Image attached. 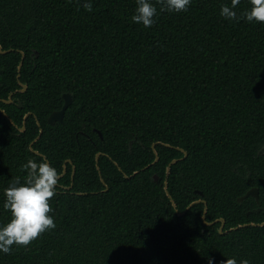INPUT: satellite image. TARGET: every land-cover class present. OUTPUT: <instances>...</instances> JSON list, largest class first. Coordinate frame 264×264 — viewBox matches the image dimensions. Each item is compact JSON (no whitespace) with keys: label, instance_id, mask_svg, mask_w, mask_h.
<instances>
[{"label":"trees","instance_id":"trees-1","mask_svg":"<svg viewBox=\"0 0 264 264\" xmlns=\"http://www.w3.org/2000/svg\"><path fill=\"white\" fill-rule=\"evenodd\" d=\"M150 2L145 28L136 0H0V224L29 159L66 168L56 227L0 264H264V226L243 227L264 223V24L241 18L250 0L236 21L220 15L231 0L180 13ZM251 189L257 199L238 202ZM197 200L223 234L203 203L177 214Z\"/></svg>","mask_w":264,"mask_h":264},{"label":"clouds","instance_id":"clouds-1","mask_svg":"<svg viewBox=\"0 0 264 264\" xmlns=\"http://www.w3.org/2000/svg\"><path fill=\"white\" fill-rule=\"evenodd\" d=\"M240 0H231V6L221 5L220 15L229 20L238 19L236 8ZM250 9L241 14V18L249 23L264 24V0H250ZM192 0H163L160 11L186 12ZM83 7L92 11L90 2ZM158 15L157 7L150 0H136V8L131 16L132 22L151 27ZM27 178L23 183L17 178L3 190L5 210L10 212V221L0 224V253L9 254L12 246H28L40 234L56 227L54 216L50 215V199L55 195V188L59 180V173L47 159L39 162L29 159L23 166ZM209 264H214L209 261ZM224 264H238L236 259H228ZM239 264H249L247 259H241Z\"/></svg>","mask_w":264,"mask_h":264},{"label":"water","instance_id":"water-1","mask_svg":"<svg viewBox=\"0 0 264 264\" xmlns=\"http://www.w3.org/2000/svg\"><path fill=\"white\" fill-rule=\"evenodd\" d=\"M9 51H10V50H9ZM6 52H8V51H3V50H2V47L0 46V53H1V54H5ZM23 60H24V54L22 53L21 61H20L19 66H18V71H20V69H21V67H22ZM17 77L19 78V75H18ZM19 84H20L21 87H22V90H20V91H21V92H24V91L26 90V85H25V84H22V83H19ZM9 97L11 98V95H10ZM10 98H9L8 101H6L7 104L12 102V100H11ZM63 99H64V104H63L62 109L59 110V111L53 112V113L49 116V118H48V123H49L50 125H54L56 122H61V121L63 120V116H64V113H65V110L68 108V106H69L70 103H71V97H70L69 94H64V95H63ZM19 107H21V104H19ZM29 115H30V113L26 114L25 117H24V119L26 120V118H27ZM20 131H24V127H22V128L20 129ZM41 132H42V130H40L39 134H41ZM97 133H98L99 135H101L99 132H97ZM38 138H39V136L37 137V139H38ZM37 139H36V140H37ZM166 146L169 147V145H166ZM152 148H153V151H154V154H155V159H154L153 163H151V165L155 164V163L158 161V154H157V152H156L155 149H154V148H155V144L152 145ZM177 149H178L179 151H181V152L184 153V156H183L182 159H185L186 156H187V153L184 152V151H183L182 149H180V148H177ZM35 153L38 154V155H40V156H42L41 154H39V153H37V152H35ZM99 156H100V154H97V155H96V162H98V158H99ZM182 159H174V160H172V161L170 162V164L168 165V167H167V169H166V176H168V173H169V171H170V167H171L172 165H174L175 163H177L179 160H182ZM149 166H150V165L144 167L143 170L148 169ZM73 172H74V168H73ZM65 173H66V168H65V166H64V167H63V172H62L61 175H59V178L62 177V176H64ZM136 173H137V172H135V174H136ZM72 175H73V174H72ZM154 179H155V181H157V180H158V179H157V176H154ZM102 183H104L103 180H102ZM164 190H165L166 195H167V197L169 198V200H170V202H171L173 208H176L175 203L173 202L171 196L169 195V193H168V191H167V182H166V181L164 182ZM250 196H251V197H254L255 199H257V190H256V189H251V190H249V191L246 193L245 196H243V197H241V198L238 199V202H241L242 200H244L245 198L250 197ZM200 203H203V204H204V211H203L202 219L204 220L205 224H207V225H214V224H216L217 222H221V225H220V228H219L218 232H219V234H223V228H224V225H225V222H224L223 219H218V220H215L214 222H211V223H207V222H206V220H205V216H206V212H207V205H206L205 201H203V200H197V201L191 203V204L186 208V210L184 211V213H178V211H177L176 209H175V210H176V212H177V214H178L179 216H183V215H184V214H185V213H186V212H187V211H188L193 205H195V204H200ZM248 225L262 227V226H264V223L257 224V225L251 223V224L243 225V227H244V226H248ZM239 227H242V226H239ZM235 229H236V228H235Z\"/></svg>","mask_w":264,"mask_h":264}]
</instances>
